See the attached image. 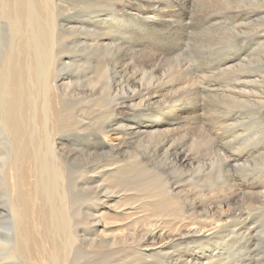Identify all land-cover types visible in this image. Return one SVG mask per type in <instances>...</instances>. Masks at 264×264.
Instances as JSON below:
<instances>
[{"label":"bare ground","instance_id":"bare-ground-1","mask_svg":"<svg viewBox=\"0 0 264 264\" xmlns=\"http://www.w3.org/2000/svg\"><path fill=\"white\" fill-rule=\"evenodd\" d=\"M192 3V0H0V192L8 203L6 206H9L5 215L1 216L0 212V219H7L4 220V225L0 224V264H158V256L161 264H211V254L206 251V245L211 241L218 242L226 235H233L236 225L244 224V213H237V189H232L234 185L231 184L235 182H231V176L223 186L228 189L227 193L215 186L208 192L204 191L205 188L200 191L190 189L191 186L177 192L180 183L185 181L184 178L178 181L175 177L171 182L163 176L151 179L146 165H142L136 175L127 169L128 160H124L126 163L123 165L116 164L125 154L131 156L129 139L134 133L152 135L153 132L163 133L161 145L154 144L156 148L152 151L153 157L155 160L163 159L165 165L178 169L179 175L186 177V187L192 180L188 177V171L199 164L194 161L197 156H192V150L184 144L174 142L175 134L170 135L174 128H163L170 124V120H175L173 109L178 106L186 107L190 118L199 117L198 97L207 87L205 84L204 88L198 87V83L206 82L197 81L198 78L186 75L188 73L179 77L178 71L170 72L166 65L165 69L161 68L163 63H159L161 58L158 52L151 57L153 63L144 60L146 66H143V62L137 68L135 63L124 59L111 63V67L107 63L109 68L103 67L101 73L102 78L110 75L108 71H111L112 76L107 77L110 80L108 89L103 88L101 92L98 90L99 97L94 96L96 102L111 93L119 97L122 93L121 90L118 94L119 89L125 91V88H119L123 83H126L127 92L111 106L103 103L106 109L103 119L100 117L103 122L100 121L102 123L95 132L93 141L103 154L105 152L110 156L115 165L108 163L94 167L90 178L94 182L101 180L100 183L103 184V180L113 171L122 173L118 175L119 181L116 184L107 185L109 187L101 184L103 194L99 191L78 199L76 190L79 178L87 174L88 170L77 168L75 176H72L69 170L72 169L70 154L73 150L62 151L55 148L56 143L66 148V144L70 142L65 138L66 133L75 136L71 140H77L84 132L79 124L83 118L79 119L81 114L77 115L74 105L70 103L74 98L72 95H76L75 91L72 94L70 90L72 80L66 81V77L59 74L65 49L62 51L57 43L59 34L67 28L75 30L77 41L82 42L79 35L85 30H82L83 26L79 30L68 17V21L64 19L62 14L68 15L73 10L77 16L83 13L84 16L91 17L97 11L109 12L119 5L124 4L126 7L131 4L138 7L137 13L147 18L152 16L150 12L163 10L165 13L157 15V22L160 19L159 22L168 24L173 21V17H177L175 26L179 27L186 22L184 19ZM106 14L108 13H104V16ZM101 15L102 12L99 13ZM68 24L71 26L68 27ZM102 33H97L92 46L105 52L113 46L114 41L106 39V33ZM107 33L110 36V31ZM99 71L100 68L96 66V72L89 83L91 91L99 89ZM144 77L150 80L148 84L143 83ZM167 89L172 90L171 93L178 89H185L186 93L187 90L194 91L184 101L177 103L178 101H173V94L165 93ZM92 92L91 96L94 94ZM90 101L91 99L86 100L85 103ZM95 106L98 107V104ZM127 109L140 115L138 132L131 131L130 123L128 127L118 120ZM227 163L229 164L228 160ZM97 173L102 175L100 179L93 177ZM112 186L121 188H116L121 191L119 197L122 200L127 197V204L131 206V211H135L132 212L135 213L133 215L143 213L139 217L142 231L128 228V233H122L116 238L105 232L109 211L106 213L105 207L104 211H99L96 207L91 210L90 204L93 201L96 206L110 203L113 198L111 195L117 194ZM89 216H93L94 221ZM88 226L93 230L90 233L85 230ZM243 226L240 227L241 230ZM185 239H191V242ZM198 239H201L200 250L192 249V242ZM184 246L187 247L186 250ZM232 259L223 262L235 264L236 258Z\"/></svg>","mask_w":264,"mask_h":264},{"label":"rangeland","instance_id":"rangeland-1","mask_svg":"<svg viewBox=\"0 0 264 264\" xmlns=\"http://www.w3.org/2000/svg\"><path fill=\"white\" fill-rule=\"evenodd\" d=\"M192 2L191 7L187 10L188 15L184 19L186 24L181 23L182 25H179V27L175 26L178 22L177 17H173V21L168 22V24L159 22L160 19L157 22V15L159 16V13H165L163 10L157 11L156 13L150 12L152 16L149 15V18H147L141 13H137L139 11L137 9L138 7L131 4L126 7L124 4L122 6L119 5L116 8L117 10L110 9L109 12H99L96 10V14L91 15V17H89L90 15L84 16L83 13L77 16L73 10L68 12V15L66 13L62 14L64 19L67 20L68 17L73 22L72 24H75L79 30H81L80 27L82 26V30H85L79 35L80 40H82V42H79L75 36V30L71 31V29L68 30L65 27L67 29L64 30L65 32H62L63 34H59L57 43V46L62 51L65 49L62 54L63 64L59 66L61 68L59 74L66 77V81L72 80L70 81L72 82L70 90L72 94L75 91L76 95L71 94L74 98L70 100V103L72 106L74 105L73 107L77 111V115L81 114L79 119L81 120L83 118L79 124H81L80 128L84 132L77 140H71L74 135L66 133L65 138L70 140L66 144V148L63 147L64 145L54 143L55 148L62 151L63 149L64 151L69 149L73 150L70 154L72 169L70 168L69 170L70 174L72 172V176H75L74 171L77 168L88 170V173L83 176L84 178H79L80 181L77 179L79 183V188L77 187L76 190L78 199L88 194L94 195L99 191L100 194H103L104 188H100L102 184L100 183L101 180L94 182L90 176L92 175L94 167L113 163V160L110 159L109 155H106L107 153L104 152V155L102 153L103 151L94 145L95 132L103 122L104 110H106L104 109L105 106L103 103H108L107 106H111L116 99H120L125 95L123 93L127 92L126 83H123V85L120 84L119 88H125V91L119 89L118 94L122 90L119 97L114 96L115 93H111L110 96L105 97V99L102 98V100L98 99V102H96L95 98L99 97L98 90L99 92L103 88L107 90L108 82L110 81L107 77L112 76L111 71H108L110 75L107 74L106 78H102L101 73L104 70L103 67L107 66L109 68L108 65L111 63L124 61V59L126 61L129 60L133 64L135 63L134 66L137 68L144 63L145 65L143 66H146L148 62L153 63L152 58L155 52H158L161 58L159 63H163L161 65L162 67L160 64L159 67L165 69L166 65L170 72L178 71L179 73L177 72V75L179 77L188 73L186 75L193 76L194 79L198 78L197 81L206 82L198 83V87L201 86L204 88V84L207 87V89L204 88V93L198 97V103L200 105L199 117L193 118L191 116L190 118V115L186 113V107L178 106L173 109L175 120H170L168 122L170 124L163 128L165 130L167 127L170 129L173 127L174 130L172 129L173 132L170 135L172 133L173 135L175 134L174 142L176 144L178 143V145L184 144L186 148L192 150V156H197V160L194 161L196 163L199 162V164L197 165L195 163L197 166L193 170L188 171V177L192 180H190L191 182L189 181V185L186 187L184 184L187 181L186 177H182V174L179 175L178 169H175L169 164L165 165L163 159L158 158V160H155L152 155V151L156 148L154 144L157 145L163 142V137H161L163 133L159 132H153L152 135H139L134 133L132 135L133 137L129 139L132 147L129 149L132 151L131 156L125 154L124 157L118 159L120 161L116 164L123 165L124 162L126 163L124 160H128L129 166L127 169L136 175L138 174L137 170L142 165H146L148 176L150 178L152 177L151 179L153 177H158L159 179V177L163 176L171 182L176 178L178 181L184 178L185 181L180 183V188L177 192L181 189L182 191L185 188L189 189L190 186V189H197L196 191H200L201 188L204 190L205 188L204 191L208 192L214 186L215 188L219 187L223 190V186L228 182L226 179L231 176L230 179L233 178L231 182H235L231 184L234 185L232 189H237V213H244V224L236 225L233 235H226L222 240L218 242L211 241L206 245V251L211 254V260L209 261H211V264H224L227 260L232 258V260H235L236 258L237 262L235 264H264V0H192ZM101 12L103 15L99 16ZM104 13H108L106 14L107 16H104ZM67 26L70 27L71 25L68 24ZM88 28L90 29L88 30ZM107 31H110V36H108ZM98 32H103L102 34L106 33L105 38L114 41L113 48L111 47L108 51L104 52L96 50L92 46V40ZM141 57L145 59H141ZM168 62L172 64L170 65ZM95 65L101 70L98 73L101 82L98 83L99 89L96 91L93 89L92 91L94 92H92V87H90L91 84L89 83L92 81V76L96 72ZM184 69H186V72H183ZM149 81L148 78H143V83L148 84ZM171 91L167 89L165 93H171ZM193 91L187 90L186 93L185 89H178L176 92L171 93V95L173 94V101H178L177 103H179L180 101H184ZM91 92L95 95L93 94L91 96ZM82 93L86 95L84 96ZM118 94L116 93V95ZM94 96L96 97L94 98ZM93 98L94 100H92ZM77 99L78 101H76ZM89 99L92 102L85 103ZM78 103L80 104L78 105ZM97 104L99 108L95 106ZM139 118L140 115L127 109L124 110L123 116L118 118V120L122 121L128 127L130 123L132 126L130 125L131 127L129 128L131 131L136 132L140 124ZM100 121L102 122L100 123ZM87 126H90L89 129H87ZM202 166L206 167V169ZM186 170L188 169L186 168ZM99 174L97 173L93 177L100 179L102 175ZM119 174L122 173L113 171L112 176H107L103 180L102 185L109 187L111 184H116L119 181L117 178ZM183 184L184 186H181ZM97 186H99V189ZM112 187L113 190L119 188L118 186ZM116 191L117 194L111 195L113 198L110 203L105 205L98 204L96 206V202L93 201L90 204L91 210L96 207L99 211H104L105 208L107 209L106 213L109 211L107 213L109 216L106 218L108 225L106 224L105 232L108 233V236H115L116 238L120 237L122 233H128V228H138L142 231L139 217L143 213L133 215L135 213L132 212L135 211H131V206L129 207L126 201L127 197L122 200L119 197L121 191ZM227 191V188L224 189L225 193ZM6 203L3 194L0 192L1 216L8 212L9 206L7 207L6 205L8 203ZM89 218L93 220V216H89ZM4 220L7 219H0L1 226L4 225ZM242 226L243 229L241 230L240 227ZM88 227L85 228L86 231H89V233L93 231L91 227L89 229ZM142 233L144 235V232ZM185 240L190 241L191 239ZM200 244L201 239H198V241L192 242L191 247L192 249L200 250ZM203 247H205V244ZM184 249L186 250L187 247L184 246ZM158 259L160 260L159 256ZM159 260L158 264H161ZM140 262L141 260L138 263Z\"/></svg>","mask_w":264,"mask_h":264}]
</instances>
